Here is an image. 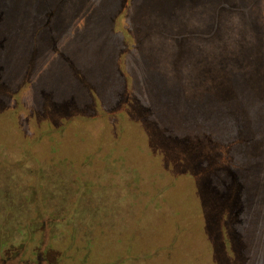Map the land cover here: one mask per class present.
<instances>
[{
  "label": "rangeland",
  "instance_id": "374dc122",
  "mask_svg": "<svg viewBox=\"0 0 264 264\" xmlns=\"http://www.w3.org/2000/svg\"><path fill=\"white\" fill-rule=\"evenodd\" d=\"M18 5L0 102L62 80L83 109L0 122V264H264V0Z\"/></svg>",
  "mask_w": 264,
  "mask_h": 264
},
{
  "label": "trees",
  "instance_id": "16d2710c",
  "mask_svg": "<svg viewBox=\"0 0 264 264\" xmlns=\"http://www.w3.org/2000/svg\"><path fill=\"white\" fill-rule=\"evenodd\" d=\"M117 2V1H116ZM111 3H104L103 5L109 6ZM119 5V3H116ZM101 5V6H103ZM160 6V4H158ZM14 8H19L18 0H0V15H6L7 13H10L14 10ZM51 8V7H50ZM99 9V6H96ZM7 11V12H6ZM109 8H103L100 7L98 10L97 17H110L114 12H109ZM96 14V13H95ZM71 25L68 27L70 28ZM13 58L12 56L6 53L0 54V70H10V68L13 67ZM59 79V78H58ZM62 79V78H61ZM62 81V80H61ZM60 81V86H58V80L50 82L52 85H39L38 87H32L27 84L20 85L22 88L20 89L18 86L15 87L14 93L16 94H25L26 92L29 97L22 96L20 100L19 98H16V101L13 102V104L9 101H12L13 99L6 98V101L4 103L0 102V122L13 115V117L18 118V110L17 108H20L21 106L28 104L30 108H33V111H35L36 117L38 118L39 126L44 125L48 129V131H53L55 128L59 127V122L56 123V120L63 119L65 122L62 123L63 127H65L66 123L69 124L71 121L77 119L78 117H75L76 115L81 114V111L83 109V102L82 100L77 97L74 91L72 89L78 90V84L75 83L72 87L64 86L63 81ZM9 83L8 75H1L0 76V94H5L8 92V94H13L9 92V88H7L5 85ZM68 83V82H67ZM88 85V83H87ZM71 88V89H70ZM22 99L24 100L23 102ZM14 101V100H13ZM20 107H19V105ZM5 105V108H3ZM18 105V106H17ZM15 107H17L15 109ZM6 109V110H5ZM68 112V113H67ZM69 114V115H67ZM60 119V120H61ZM0 123V124H1ZM59 125V126H58ZM39 128L35 129V134L37 132H44L47 131L46 128ZM34 136V135H33ZM32 140V137L28 141ZM189 217V216H188Z\"/></svg>",
  "mask_w": 264,
  "mask_h": 264
}]
</instances>
